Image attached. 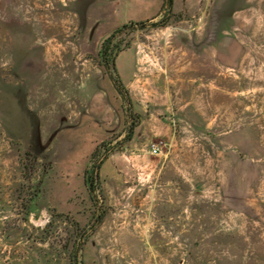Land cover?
I'll return each mask as SVG.
<instances>
[{"label":"rangeland","instance_id":"1","mask_svg":"<svg viewBox=\"0 0 264 264\" xmlns=\"http://www.w3.org/2000/svg\"><path fill=\"white\" fill-rule=\"evenodd\" d=\"M161 5L0 0V264H70L73 244L81 264H264V0ZM153 17L112 42L128 106L98 53ZM125 109L140 123L99 169L84 238L83 173Z\"/></svg>","mask_w":264,"mask_h":264},{"label":"trees","instance_id":"2","mask_svg":"<svg viewBox=\"0 0 264 264\" xmlns=\"http://www.w3.org/2000/svg\"><path fill=\"white\" fill-rule=\"evenodd\" d=\"M172 8V0H162V5L160 8V13L166 12L167 16L170 14ZM153 17L150 20L132 22L129 24L123 25L121 28L114 30L109 37H107L101 44L98 56L100 58V65L106 69V74L109 77V80L113 84L115 90L123 97L124 96V87L122 86L119 77L115 74V69L113 67L114 57L121 51L122 47H127L129 44L126 43L124 46L112 44L115 38L119 37L122 34H130L135 31H145L149 29H157L167 26V19L153 21ZM109 66L111 67L112 72L109 71ZM123 101L129 104L127 96L123 98ZM124 122L125 129L123 131V137L117 142L113 143L112 140L102 141L98 143L89 157V166L83 173V182L86 188L88 198L94 208L92 216L95 218L92 225L88 226L87 229L83 230V237H88L96 226L101 222L105 214L104 207V197L101 190L100 178H99V169L107 157L112 154L119 147L131 141L133 136V131L140 123V117L137 114H132L130 110H124ZM26 157H29V153L24 154ZM22 180L24 183H27V186L30 184V168H28L24 163L22 166ZM82 245V244H81ZM81 245L73 244L72 250L70 253V264H81L78 261V252L81 249Z\"/></svg>","mask_w":264,"mask_h":264},{"label":"built area","instance_id":"3","mask_svg":"<svg viewBox=\"0 0 264 264\" xmlns=\"http://www.w3.org/2000/svg\"><path fill=\"white\" fill-rule=\"evenodd\" d=\"M151 151H152L153 154H156L157 153V148L152 146V150Z\"/></svg>","mask_w":264,"mask_h":264}]
</instances>
